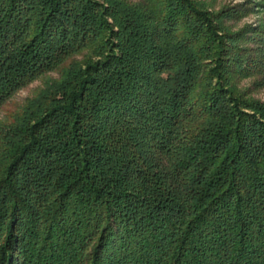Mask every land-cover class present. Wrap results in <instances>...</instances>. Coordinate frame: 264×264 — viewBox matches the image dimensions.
Returning <instances> with one entry per match:
<instances>
[{
    "label": "trees",
    "instance_id": "1",
    "mask_svg": "<svg viewBox=\"0 0 264 264\" xmlns=\"http://www.w3.org/2000/svg\"><path fill=\"white\" fill-rule=\"evenodd\" d=\"M241 14L0 0V108L58 73L0 123V264H264V101L233 84L264 86V18L224 29Z\"/></svg>",
    "mask_w": 264,
    "mask_h": 264
},
{
    "label": "rangeland",
    "instance_id": "2",
    "mask_svg": "<svg viewBox=\"0 0 264 264\" xmlns=\"http://www.w3.org/2000/svg\"><path fill=\"white\" fill-rule=\"evenodd\" d=\"M203 10L212 13H218L226 8L238 7L242 14L236 20H224V29L236 31L245 26L257 27L262 24L264 18V9L261 0H194ZM258 41H248L239 43L241 48H245L250 54L258 47ZM81 59V56H76ZM262 74L250 72L249 77L234 79L233 84L239 94H244L248 98L264 101V86L260 85ZM58 78L57 72L48 73L30 83L25 88L19 90L8 102L0 108V123L10 122L11 116L17 113L27 99L33 97L36 92L43 87V83L49 79Z\"/></svg>",
    "mask_w": 264,
    "mask_h": 264
}]
</instances>
